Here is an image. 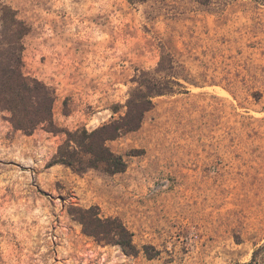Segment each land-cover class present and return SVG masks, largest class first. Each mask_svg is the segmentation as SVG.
<instances>
[{
  "label": "rangeland",
  "instance_id": "374dc122",
  "mask_svg": "<svg viewBox=\"0 0 264 264\" xmlns=\"http://www.w3.org/2000/svg\"><path fill=\"white\" fill-rule=\"evenodd\" d=\"M3 2L29 27L24 71L54 90L61 130L124 114L162 46L195 85L108 143L119 174L48 167L66 135H25L0 109V264L250 263L264 245V0ZM91 206L120 217L139 254L85 235L70 209Z\"/></svg>",
  "mask_w": 264,
  "mask_h": 264
},
{
  "label": "trees",
  "instance_id": "16d2710c",
  "mask_svg": "<svg viewBox=\"0 0 264 264\" xmlns=\"http://www.w3.org/2000/svg\"><path fill=\"white\" fill-rule=\"evenodd\" d=\"M28 33V25L18 18L17 12L0 0V109L9 113L12 127L25 135H33L38 129L66 135L48 167L63 165L79 174L89 170H102L108 174L125 172L126 160L115 153L108 143L140 130L157 97L187 92V84L195 85L190 81L185 65L162 46L155 70H143L137 75V86L122 106L126 108L124 114L113 116L109 122L92 131L86 128L61 130L54 120V90L24 71L23 39ZM112 111L115 115L120 109L115 106ZM70 214L82 226L83 233L97 242L118 245L128 255L139 254L134 233L120 217H103L98 206L72 207ZM147 254L150 258L154 257ZM246 264H264V245Z\"/></svg>",
  "mask_w": 264,
  "mask_h": 264
}]
</instances>
